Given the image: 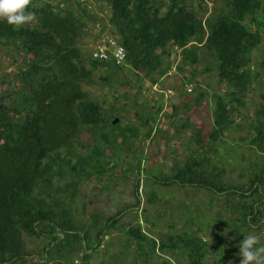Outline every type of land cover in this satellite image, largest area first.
<instances>
[{"label":"trees","instance_id":"16d2710c","mask_svg":"<svg viewBox=\"0 0 264 264\" xmlns=\"http://www.w3.org/2000/svg\"><path fill=\"white\" fill-rule=\"evenodd\" d=\"M70 1L31 0L27 11L34 13L35 19L18 28L0 20V44L20 55L10 84L0 91V264L22 263L30 255L24 235L47 238L40 264H73L79 253L82 261L78 264H90L95 248L111 228L117 227L126 208L103 220L94 212L92 223L85 225L75 221L69 203L55 194L54 177L63 168L74 174L67 183L71 188L68 196L74 197L80 180L90 174L88 165L94 173L109 166L110 161L97 146L90 156L75 153L73 146L84 131L99 133L109 146L114 143V133L109 135L106 126L123 135L138 132L127 123L111 124L101 103L84 89L95 82L98 68L108 73L100 75L104 81L123 73L129 65L156 83L172 63L181 69L178 60L196 65L205 55L213 57L218 80L225 88L212 94V130L206 139L198 132L196 141L213 151L209 141L216 143L234 127L245 129L242 138L262 161L252 162L240 174L245 180L234 184L224 181L223 168L214 165L205 150H193L171 167L170 175L152 179L160 185L194 186L223 196L229 216L236 214L232 218L236 237L243 226H263L264 93L245 123L237 118L249 86L259 78L258 70L251 68V52L264 31V0H210L219 10L206 15L186 0H104L109 7L108 35L116 37L125 50L121 64L113 59L95 60L91 51H82L79 42L87 21H94L95 15L89 0H75L79 10ZM171 49L179 51L174 61L169 59ZM256 64L264 71V54ZM204 95L199 92L196 102ZM161 110L160 105L157 112ZM150 120L146 116L141 122L149 126L147 136L153 131ZM74 154L77 161L71 163ZM138 186L137 180V198ZM156 197L151 193L150 201ZM122 231L127 247L135 244L137 255L148 264L154 254L162 258L158 264H210L205 259L209 244L196 234L157 238L145 232L139 221Z\"/></svg>","mask_w":264,"mask_h":264},{"label":"rangeland","instance_id":"374dc122","mask_svg":"<svg viewBox=\"0 0 264 264\" xmlns=\"http://www.w3.org/2000/svg\"><path fill=\"white\" fill-rule=\"evenodd\" d=\"M186 2L195 6L202 15L204 11L206 15L219 10L210 0ZM69 4L76 10L80 9L75 0H71ZM88 4L95 19L92 22L87 21L85 33L79 42L85 53L90 52L99 39L109 36L110 31L107 3L104 0H89ZM100 29L99 36L95 38ZM178 53L179 51L176 53L171 49L169 59L174 61ZM263 54L264 31L260 43L251 52V68L258 70L259 78L249 86L243 97L245 105L237 118L241 123H245L246 118L253 115L254 109L262 100L264 71L256 63ZM177 63L182 66L181 69H175L172 63L167 73L156 83H152L142 71H134L129 65H125L123 73L111 75L108 81L100 79V75L108 76V73L98 68L94 72L95 82L84 86L91 97L101 103L106 116L111 120L117 117L116 124L127 123L138 129L137 134L131 136L130 131L123 135L119 130L112 129L111 125L106 126L105 131L109 135L114 133V143L111 146L97 132L89 130L82 133L73 146L75 153L83 157L90 156L97 146L103 150L105 159L110 163L101 173H94L91 165H88L87 171L90 174L80 180L74 197L68 196L71 188L67 186L74 174L63 168L54 177L57 189L55 194L62 195L61 198L69 203L76 222L90 225L94 212L103 220L126 208L117 227L111 228L110 233L104 236L102 244L93 251L90 264H110V261L113 264H148L137 255L135 244L127 247L126 234L122 231L136 221L140 222L145 232L157 238L185 233L201 236L209 244L205 259L210 264H239V243L248 234L256 235L260 243L264 244V225L243 226L240 237H236L232 221L236 214L229 216L223 196L217 197L208 190L194 186L160 185L152 179L155 176L163 179L170 175L171 167L176 162H183L193 150H205L211 158L210 161L223 168L224 181L234 184L245 180L240 174L252 162L262 161L247 139L242 138L245 129L234 127L216 143L209 141V145H213V151H209L207 144L200 145L196 141L198 132L206 139L212 130V94L216 91L222 92L225 85L219 82L215 59L209 55H205L196 65L183 64L180 60ZM19 64L20 55L13 53L10 46L0 44V91L10 84L13 72ZM201 91L205 95L196 102ZM160 105L162 110L157 112ZM146 116L153 119L150 120L153 127L150 136L146 135L149 126L141 125ZM70 158L71 163L77 161L75 154ZM137 180L138 198L134 191ZM151 193L157 196L154 201H150ZM260 205L264 210V203ZM218 214L221 219L217 218ZM24 238L30 255L18 264L43 263V248L47 238L27 235ZM91 251L90 249L89 252ZM81 255L79 253L76 256L73 264L82 261ZM160 262L162 258L154 254L149 264ZM82 264L87 263L85 261Z\"/></svg>","mask_w":264,"mask_h":264},{"label":"clouds","instance_id":"9594fccd","mask_svg":"<svg viewBox=\"0 0 264 264\" xmlns=\"http://www.w3.org/2000/svg\"><path fill=\"white\" fill-rule=\"evenodd\" d=\"M30 3L31 0H0V20L17 28L31 23L35 14L27 11ZM238 255L239 264H264V244L256 235L248 234L239 243Z\"/></svg>","mask_w":264,"mask_h":264},{"label":"built area","instance_id":"2783aa9c","mask_svg":"<svg viewBox=\"0 0 264 264\" xmlns=\"http://www.w3.org/2000/svg\"><path fill=\"white\" fill-rule=\"evenodd\" d=\"M176 49H178V47H176ZM91 57L99 61L113 59L116 64H121L125 61V50L116 37L107 36L96 42L91 50Z\"/></svg>","mask_w":264,"mask_h":264},{"label":"water","instance_id":"95a60500","mask_svg":"<svg viewBox=\"0 0 264 264\" xmlns=\"http://www.w3.org/2000/svg\"><path fill=\"white\" fill-rule=\"evenodd\" d=\"M116 122H117V117H114V118L111 120V123H112V124H116Z\"/></svg>","mask_w":264,"mask_h":264}]
</instances>
